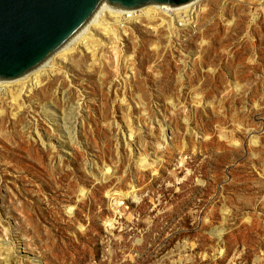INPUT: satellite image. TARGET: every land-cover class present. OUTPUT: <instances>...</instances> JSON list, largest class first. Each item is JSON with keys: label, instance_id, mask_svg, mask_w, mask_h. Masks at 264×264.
Instances as JSON below:
<instances>
[{"label": "rangeland", "instance_id": "1", "mask_svg": "<svg viewBox=\"0 0 264 264\" xmlns=\"http://www.w3.org/2000/svg\"><path fill=\"white\" fill-rule=\"evenodd\" d=\"M199 5L0 94V264H264V0Z\"/></svg>", "mask_w": 264, "mask_h": 264}, {"label": "water", "instance_id": "2", "mask_svg": "<svg viewBox=\"0 0 264 264\" xmlns=\"http://www.w3.org/2000/svg\"><path fill=\"white\" fill-rule=\"evenodd\" d=\"M194 0H0V78L21 76L80 35L100 6L187 4Z\"/></svg>", "mask_w": 264, "mask_h": 264}, {"label": "bare ground", "instance_id": "3", "mask_svg": "<svg viewBox=\"0 0 264 264\" xmlns=\"http://www.w3.org/2000/svg\"><path fill=\"white\" fill-rule=\"evenodd\" d=\"M200 2L201 0H194L190 3L181 4V5L145 4L143 6L130 7V8L112 7L108 5L107 2H104L96 12L94 17L90 20V22L81 32V34L77 35L66 45H64L61 49L56 51L57 52V53L55 52L56 54L53 53L51 56H54L55 58V56L57 55L56 57H59L61 61L63 59H66L67 55L69 54V51L75 48L73 44L75 45L79 44L80 41L84 42L83 45L86 49L91 48L92 55H94L95 50L97 49L94 47L98 44V39L94 37V34L92 32L94 31L98 32V30L103 31V29L105 28L110 30L109 23L106 20V16L114 18L115 22H118L119 24H121L123 21L131 20L132 17H133L132 19L138 17H144L145 19H147V21H154L156 19L158 20L159 18L160 20H162L161 24H165V20L162 19L161 14L168 15L170 16V20L172 23L168 27L170 32L173 34L174 33L173 23L177 18L178 20H181L182 17L189 16V18L185 20V23L186 26L190 27L192 21L195 19L194 9L197 10L195 6H197L198 8L200 6L199 5ZM180 13H184V16L180 15ZM48 60L21 76L15 78H0V94H2L5 97L9 95V97L12 98L14 103L18 104L19 99L22 97L24 93H29V95L32 94L35 91V88L43 82V79L46 78L47 74H50L48 70L42 73V68L46 65ZM55 67L56 65H52L51 70H53ZM12 88H14V90H12ZM129 131H130L129 137H133L134 136L133 131L132 130ZM253 143L257 144L258 140L254 138ZM141 163H143V159H141ZM9 248L11 247H8V249ZM11 250L12 249H10V251Z\"/></svg>", "mask_w": 264, "mask_h": 264}]
</instances>
